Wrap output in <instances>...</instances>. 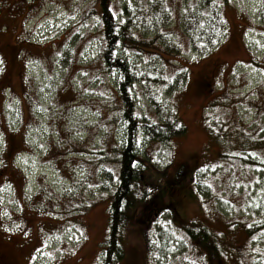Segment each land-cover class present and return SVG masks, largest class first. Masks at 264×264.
Here are the masks:
<instances>
[{
  "label": "rangeland",
  "instance_id": "1",
  "mask_svg": "<svg viewBox=\"0 0 264 264\" xmlns=\"http://www.w3.org/2000/svg\"><path fill=\"white\" fill-rule=\"evenodd\" d=\"M103 1L0 0V264L98 262L121 164L115 150L124 146L126 131L137 135L136 150L147 165L119 234L124 254L118 263L157 264L148 240L155 226H168L182 242L163 264H252L263 249L248 232L258 218L247 204L258 213L256 203L264 204V22L258 16L264 0L105 1L120 20L127 6L125 18L135 21L144 12L159 16L160 6L170 14L159 26L140 22L137 38L160 39L143 44L147 53L126 51L121 42L117 53L132 64L130 71L168 73L175 87L182 81L163 96L173 101L185 134L165 145L143 131L131 133L122 116L117 88L123 74L116 63L106 69L96 36ZM209 8L220 16L211 17ZM186 16L191 30H205L201 25L209 21L218 32L223 22L227 36L205 54L190 51L183 36L184 55L168 53L164 45L174 44ZM166 30L174 33L157 36ZM158 47L188 67L186 78L177 75L183 67L177 63H166L164 73L158 69L166 62L154 55ZM143 74L165 83L161 74ZM130 90L124 94L137 104L132 116L156 120L147 99ZM260 130L256 142L250 139ZM245 154L251 158L243 162ZM182 164L184 179L169 184ZM169 201L172 214L162 210ZM201 232L206 238L197 237Z\"/></svg>",
  "mask_w": 264,
  "mask_h": 264
},
{
  "label": "trees",
  "instance_id": "2",
  "mask_svg": "<svg viewBox=\"0 0 264 264\" xmlns=\"http://www.w3.org/2000/svg\"><path fill=\"white\" fill-rule=\"evenodd\" d=\"M105 1L106 0L102 2L104 4L103 13L101 15L102 29L100 32H98L96 36L100 41H102L101 56L103 58L104 66H107L106 69L108 70V67L110 68L111 63H116L119 66V73L123 74L122 78L118 79L119 88L117 89H120L118 90V94H120V97L123 101V106L121 110L122 116H124V118H128L129 120L128 129L131 133H141L143 131L148 136L147 138L153 141H157L162 145L171 143L173 139L176 138V136L185 134L186 127L183 125V122L178 118L179 116L177 114L174 115V112L172 110L173 101L170 102V100L164 99L163 94L164 90L167 88L170 92L171 90H174L176 88L179 89L183 84L182 81L180 82L178 87H175L174 81L168 79V73L166 74V76L161 73H158L161 74V77L157 76V78L161 82L165 83L161 84L156 79H154V82H149V80L145 78V75L143 73L149 71L151 73V76L158 74H155L151 70H147L139 66L136 67V71H130L129 66H132V64L128 60L125 61V59H123L120 54H117L119 49L118 45L120 42L125 46L126 51L136 50L131 52H135L137 54L147 53V50L144 49V45L147 43L158 44L160 39L152 38L141 40L139 39L141 37L137 38L135 34L137 32L136 29L141 31V27L139 26L140 22H143L145 24V27H149L152 24L159 26L156 23H158L159 21L167 22V20L165 19H169L170 14L167 13L162 6H160L159 9L161 10V13L159 14V16H152L150 12H144L143 17L137 18L138 20L135 21V18L133 16H129V19L125 18L128 11L130 10V8H128L127 6L121 12V20H124V23L121 24V20L118 18V16L110 15L111 11H109L108 6L105 5ZM207 2L208 1H203L204 4H206ZM209 10L211 17H214L215 13H217L218 17L220 16L219 12L213 11L210 8ZM258 16H260L262 18V21L264 22V3ZM188 18L189 16H186L185 21L181 22V25L180 21L178 22L181 34L174 40V44H169L168 46L167 44L164 45L166 48L168 47V53H171L173 55H184V45L182 44L183 36H186L188 40L187 46L189 45V50L199 54H205L213 50L227 36V31L223 22H220L221 27L218 32H216V28L213 26L214 22L209 21H205V23L201 25L205 26V30L200 27L193 28L191 30L187 24ZM193 19L194 23L197 24L199 19L198 15L193 16ZM171 21L168 20V23H171ZM126 22L130 24L129 27L125 25ZM208 29H211L212 32H207ZM168 31L169 30H166L164 31V33L162 31H159L157 32V36L162 34L171 35L172 33H174V31L172 30L169 32ZM159 47L158 49L154 50L153 53L159 59H163L166 61L162 62V66L158 68L161 69L163 73L164 71H167L166 63H172L174 65H176L177 63L182 65L179 60H176L174 58L166 59L164 52L167 51ZM181 48L182 51L180 50ZM182 66V69H178L176 73L177 75L183 74L182 78H186L188 73V67L184 65ZM134 82H138L141 88H135L130 90V88L133 87L132 84ZM145 85L147 86V90H145ZM129 90L131 93L136 91L137 95L141 94L145 99H147L148 105L152 107L158 115L156 120H153L150 115L142 121L138 120L137 115L135 116V118L132 116L133 108L137 104L134 102L135 99L132 94L131 99L126 98L124 93L125 91L129 92ZM118 115L120 116L121 114L119 113ZM261 131L262 130H260L257 136H254L252 132H250V139H253L254 142H256L258 140L257 137H260ZM136 136L137 135H131L129 132L126 131L124 146L121 149H119V147L118 150H115V152H117V154L119 155L121 164L119 168V175L116 178V181H114L116 186L114 188V191L112 192L111 203L108 209L110 233L106 243L104 244L103 251L101 252V257L99 258L96 264H119L118 262L122 260L121 258L124 254L119 234L122 232L126 225V222L128 221V218L131 216L130 214H128V212L132 207L135 206V185H138V182L143 179L144 171L147 165V160H143V158H140L139 153L136 150ZM127 140L131 141L128 142ZM249 155L250 154H245L240 156V158L243 162H245V159L251 158V156ZM236 157H238V154ZM100 159H106V156L102 155ZM101 163H103L101 166L105 167V163L103 161ZM91 165L92 169L90 165L89 167L87 166L88 171L90 170L88 176L93 175L92 171L95 168L94 163ZM186 167L187 165L185 164L180 165L177 174H175V176H173L172 179L169 180V184H177L182 181V177L184 179V174L187 171ZM105 170L106 171L105 173H103V176L109 177L110 175L108 173L110 169L108 167H105ZM203 171L206 170L202 168L198 172L200 174H203ZM110 172L112 171L110 170ZM68 203L72 204L71 201L67 202L66 204ZM256 205L260 207V213H258L259 211L252 203L249 205L247 204L248 212L252 213L258 218V221H256L255 223L249 224L250 226H248V232L251 236L255 235V242H258L259 245L257 247H262L263 249L259 251L258 254H256V261H253L252 264H264V232L261 231L262 229H264V204L257 202ZM171 208H174V203L169 201L166 203V205H164V208L162 210H164L163 212H169L172 214L173 212H171ZM166 209H168L169 211H167ZM166 228L167 231H165ZM165 229H158L156 231L155 226V236L151 235L150 239L148 240L151 249V255L157 261V264H163L165 256L171 255L172 252H176L177 248L181 245L182 242L181 238L174 235L171 228L165 226ZM201 233V236H197L196 233L195 235L199 238H206V235L203 232ZM191 236H194V233H191L190 237Z\"/></svg>",
  "mask_w": 264,
  "mask_h": 264
},
{
  "label": "flooded vegetation",
  "instance_id": "3",
  "mask_svg": "<svg viewBox=\"0 0 264 264\" xmlns=\"http://www.w3.org/2000/svg\"><path fill=\"white\" fill-rule=\"evenodd\" d=\"M8 90H9V88H8ZM10 91V90H9Z\"/></svg>",
  "mask_w": 264,
  "mask_h": 264
},
{
  "label": "bare ground",
  "instance_id": "4",
  "mask_svg": "<svg viewBox=\"0 0 264 264\" xmlns=\"http://www.w3.org/2000/svg\"><path fill=\"white\" fill-rule=\"evenodd\" d=\"M185 170V169H184Z\"/></svg>",
  "mask_w": 264,
  "mask_h": 264
}]
</instances>
